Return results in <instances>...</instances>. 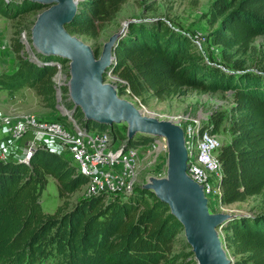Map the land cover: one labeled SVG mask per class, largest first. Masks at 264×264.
<instances>
[{
  "label": "trees",
  "instance_id": "16d2710c",
  "mask_svg": "<svg viewBox=\"0 0 264 264\" xmlns=\"http://www.w3.org/2000/svg\"><path fill=\"white\" fill-rule=\"evenodd\" d=\"M127 1L81 0L65 29L96 40ZM43 8L0 0V15L9 20ZM208 25L205 41L219 49L218 62L206 61L188 32L154 18L128 24L103 76H116L122 81L119 92L143 104L147 98L163 101L189 91L232 94L227 117L218 113L212 120L214 130L224 119L228 124L229 140L219 147L217 157L222 171L219 202L231 205L264 195V65L258 60V69L245 68L256 55L255 39L264 37V0H213ZM19 33L10 46L17 68L0 76V89L12 96L28 87L45 107L55 110L54 64L61 61L37 54L36 63L20 56ZM75 116L82 113L78 110ZM86 126L100 131L109 127L88 121ZM153 140H129L127 147L148 146ZM48 178L55 180L61 200L51 214L40 204ZM87 182L66 157L47 150H36L28 164L0 161V264L194 263L187 260L191 248L179 238L181 224L154 194L135 188L125 198L102 194L70 204L71 195ZM222 232L225 248L235 257L233 264H264V211L236 215Z\"/></svg>",
  "mask_w": 264,
  "mask_h": 264
},
{
  "label": "rangeland",
  "instance_id": "374dc122",
  "mask_svg": "<svg viewBox=\"0 0 264 264\" xmlns=\"http://www.w3.org/2000/svg\"><path fill=\"white\" fill-rule=\"evenodd\" d=\"M212 1L213 0H128L122 6L113 22L101 32L96 40H88L82 36L77 37L88 45L94 54L96 52L98 58L101 54L103 45L113 34L122 29L126 22L161 18L170 21L176 27L188 32L191 37H196L197 39H194L196 41V50L204 56L206 61L218 62L220 58L219 49L209 45L205 41V36L209 30L208 12ZM43 10L44 8L41 11ZM41 11H38L35 14H27L16 20H9L0 15V43L11 46L15 32H20L18 38L22 43L23 48L19 55L32 60L31 52L36 53V51L32 46L30 32L36 21L37 15ZM22 36H24L26 41L30 44L29 48L28 45L23 42ZM253 46L256 49V55H252L251 58H254L251 60L252 62L245 65V68L248 70L258 69L259 65L256 63L258 60H262L261 65H264V37H257ZM30 47L32 49L31 51ZM10 52L11 50L2 55V62H0V76L11 74L17 68L18 60L13 53ZM36 58L38 59V57ZM60 61V64L57 62L60 66H57V71L53 78L56 93L58 92V96H56L55 110H50L45 107L35 93L28 87L22 88L12 96L6 91L0 89V115L11 117L21 114H29L38 119H44V121H51V119H53L60 121L61 123H66L67 120L62 117L64 114L63 109L66 108L70 111L73 109V105L68 96V91H64L65 88L67 89V83L69 80V62L62 61L61 59ZM103 81L105 84L115 86L119 98L132 103L137 109L144 112L146 115H153L158 120L177 123L180 127L197 125L200 130L208 128L213 131L212 135L218 140L220 146L227 143L229 140L226 119H224V122L217 130H214L212 127L213 116L220 113L227 117V114L232 107V94L229 92L203 94L196 91H189L184 97H172L163 101H158L154 98H147V102L143 104L140 99L132 98L127 93L122 95L119 92L122 81L111 73H108L105 77L103 76ZM57 97L59 100H57ZM76 113L77 111L74 113V117L84 119L83 115L81 117L75 116ZM107 130H111L112 134L115 132L113 137L114 141L127 139V130L123 125L113 124L112 126H109ZM141 137L145 136L136 134L131 140L139 141ZM20 143L23 142L21 141ZM135 149L137 150V154L135 160L134 189L143 188L149 176H154L156 178H162L165 176L167 149L166 142L163 138L156 137L150 145L138 146ZM85 193L86 186L71 195L69 198L70 204L89 199L86 198ZM40 204L42 210L49 214L53 213L55 209L61 205V200L58 198L57 186L54 179L48 178L47 186L42 192L40 198ZM209 208L213 213L232 214L234 217L240 213H243V215L257 214L264 211V195L254 196L245 202L234 203L231 205H221L219 201L212 200L209 202ZM218 231L227 258L231 262H234L235 257L225 248L222 229H219ZM179 238L183 243H187L183 231L179 235ZM191 259L194 261L193 264H197L194 255L187 258V260Z\"/></svg>",
  "mask_w": 264,
  "mask_h": 264
},
{
  "label": "water",
  "instance_id": "95a60500",
  "mask_svg": "<svg viewBox=\"0 0 264 264\" xmlns=\"http://www.w3.org/2000/svg\"><path fill=\"white\" fill-rule=\"evenodd\" d=\"M16 1L44 7L31 28L30 39L37 54L69 62L67 91L73 105L72 115L79 110L85 121L123 125L127 130V141L136 134L163 138L167 149L166 174L162 178L149 176L142 189L169 207L183 228L197 264H233L226 256L218 230L234 215L211 212L203 187L188 177L183 129L177 123L146 115L132 103L119 98L115 86L103 81L104 73L114 61V49L133 21L126 22L108 39L97 58L88 45L65 29L76 15L81 0Z\"/></svg>",
  "mask_w": 264,
  "mask_h": 264
},
{
  "label": "built area",
  "instance_id": "2783aa9c",
  "mask_svg": "<svg viewBox=\"0 0 264 264\" xmlns=\"http://www.w3.org/2000/svg\"><path fill=\"white\" fill-rule=\"evenodd\" d=\"M3 1L9 3L12 0ZM22 39L29 48L26 38L22 36ZM194 39L197 38L192 37L196 44ZM8 51L10 46L0 43V62L2 55ZM31 54L32 60L39 61L36 53ZM54 65L60 66L57 62ZM63 111L62 117L67 120L66 123L53 119L44 121L29 114L0 115V161L14 160L28 164L36 150H47L66 156L76 171L88 179L86 198L102 194L116 198L131 195L134 191L137 150L127 147V139L114 141L111 130L87 127L84 119L74 117L72 111L66 108ZM181 128L188 155V177L203 187L208 205L212 200L219 201L222 171L217 157L220 147L218 140L209 129L200 130L197 125Z\"/></svg>",
  "mask_w": 264,
  "mask_h": 264
},
{
  "label": "crops",
  "instance_id": "0c3cea01",
  "mask_svg": "<svg viewBox=\"0 0 264 264\" xmlns=\"http://www.w3.org/2000/svg\"><path fill=\"white\" fill-rule=\"evenodd\" d=\"M21 155V153H19V156Z\"/></svg>",
  "mask_w": 264,
  "mask_h": 264
}]
</instances>
